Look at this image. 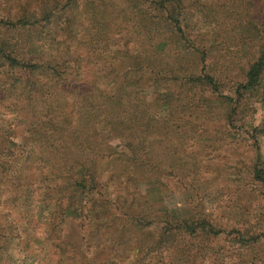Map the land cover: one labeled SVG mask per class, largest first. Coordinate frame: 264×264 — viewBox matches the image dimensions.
<instances>
[{"label":"rangeland","instance_id":"obj_1","mask_svg":"<svg viewBox=\"0 0 264 264\" xmlns=\"http://www.w3.org/2000/svg\"><path fill=\"white\" fill-rule=\"evenodd\" d=\"M27 1L35 0L21 2ZM184 2L187 22L200 28L199 40L213 44L217 59L212 57L209 64H216L215 71L221 76L228 74L232 80L242 81L249 59L248 32L242 27L236 32L232 29L236 24L246 26L251 19L260 18L256 13L264 12V0ZM20 8L21 5H15V9L22 12ZM141 9L128 8L126 0H97L96 18L103 32L111 37L107 44L112 50L120 49L116 44L128 41L131 47H139L138 36L145 33L143 17L148 8ZM79 14L76 39L72 43L76 51L70 58L77 56L81 61L71 66L78 67L86 82H77V77L70 76V86L64 90L67 96L74 94L78 87L93 86L91 83L100 74V64L92 57H100L105 44L104 35L97 39L87 10L80 7ZM144 40L143 50L156 53L155 65L148 72L145 70L149 81L141 84L138 95L131 93L128 97L133 129L128 132L130 124L125 125L124 129L111 133V138L95 141L101 149L92 152L96 160L93 169L101 171V176L94 193L80 202L71 199L64 190L50 191L46 197L50 221L59 224L65 235L80 246V251L75 252L69 243L63 263L264 264V184L253 177L257 155L252 141L245 136V130L225 126L222 118L225 107L219 100L215 101L200 88L189 95L188 88L181 87V81H175L194 70L199 59L188 62L185 57L175 56L173 39L169 36L167 41L161 38L151 41L144 35L142 42ZM82 42L87 43L88 50L95 49L91 53L85 51ZM176 74L181 76L176 77ZM67 99L73 100L69 96ZM7 109L0 104V132L3 120L15 122L11 115H3ZM243 109L241 129L255 130L264 156V78ZM155 118L169 128L163 130L164 125L159 128L156 123L146 126ZM17 121L15 123L24 122ZM21 128L16 127L19 135L23 132ZM142 144L149 145L153 165L142 162L139 147ZM159 169H169L172 175L164 177ZM80 171L84 172L85 168ZM0 196L5 202L15 198L12 190ZM8 215L21 230L19 209L0 204V220L5 221ZM133 217L151 223L142 226L133 222ZM166 220L177 224L182 220H206L226 234L213 237L173 232L163 236L161 228ZM38 234L42 237L34 240L33 246L52 249L53 240L47 236L48 231L41 230ZM238 235L256 240L242 245L237 243ZM66 257L73 261L67 262ZM113 258L117 261L111 263Z\"/></svg>","mask_w":264,"mask_h":264},{"label":"trees","instance_id":"obj_2","mask_svg":"<svg viewBox=\"0 0 264 264\" xmlns=\"http://www.w3.org/2000/svg\"><path fill=\"white\" fill-rule=\"evenodd\" d=\"M21 1L0 0V104L6 109L8 106L4 116L11 115L15 122L24 120L20 124L3 120L0 132V193L12 190L15 196L7 202L0 196V204L18 208L23 224L20 230L9 215L5 221L0 220V264H64L63 256L69 243L75 252L80 251V246L65 235L64 229L50 221L45 200L50 191L56 190L66 191L71 199L79 202L90 197L101 176V171L93 169L96 160L92 152L101 149L95 141L111 138V133L124 129L125 125L130 124L128 132L133 129L128 97L131 93L138 95L141 84L149 81L147 72L156 59L155 52L143 50L144 35L151 41L155 38L167 41L169 36L173 39L175 56L185 57L188 62L199 59L194 70L184 72L183 78L175 81H181L179 85L186 86L189 95L200 88L215 101L219 100L225 107L222 114L225 126L245 130L257 155L253 177L264 184V156L256 132L241 129L244 105L248 98L255 96L264 78V15H261L264 12L256 13L260 18L251 19L246 26H233L234 32L240 27L248 32L246 47L249 54L242 81H235L228 74H218L216 64H209L212 57L217 59L215 49L212 43L199 40L202 35L197 24L187 22L184 0H126L127 7L132 10L148 8L143 17L146 30L138 36L139 47H131L128 41L123 45L116 44V47L120 46L116 50L107 44L111 37L103 32L101 22L96 18L97 0ZM16 4L21 5L22 12L15 9ZM80 7L87 10L97 39L105 36L104 54L92 57L100 64V74L91 83L93 86L75 89L74 94L68 95L73 99L70 102L64 92L70 86V76L77 77V82H86L78 67L71 66L79 58H70L76 51L72 49V43L76 39L75 28L79 26ZM85 45L87 43L83 46L87 51ZM176 66L181 64L176 63ZM154 123L160 125L159 128L164 125L163 130L169 128L157 118L148 121L146 126H154ZM17 126L22 127L21 135L16 132ZM139 147L142 162L153 165L149 145ZM159 171L165 174L164 177L172 175L169 169ZM142 219L133 217L132 221L142 226L151 223ZM163 223V236L183 232L191 236L202 233L218 237L225 233L206 220H182L179 224L166 220ZM41 230L48 231L47 236L53 240L52 249L33 246V241L42 237L38 234ZM80 238L83 240L85 236ZM237 240L244 245L254 243L256 239L238 235ZM66 261L73 259L66 257ZM116 261L115 258L110 260L111 263Z\"/></svg>","mask_w":264,"mask_h":264}]
</instances>
